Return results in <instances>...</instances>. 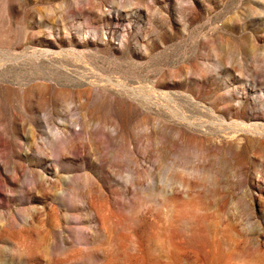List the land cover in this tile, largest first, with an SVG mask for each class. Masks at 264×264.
<instances>
[{
  "label": "rangeland",
  "instance_id": "rangeland-1",
  "mask_svg": "<svg viewBox=\"0 0 264 264\" xmlns=\"http://www.w3.org/2000/svg\"><path fill=\"white\" fill-rule=\"evenodd\" d=\"M0 264H264V0H0Z\"/></svg>",
  "mask_w": 264,
  "mask_h": 264
}]
</instances>
